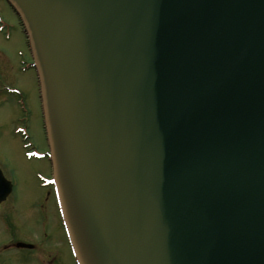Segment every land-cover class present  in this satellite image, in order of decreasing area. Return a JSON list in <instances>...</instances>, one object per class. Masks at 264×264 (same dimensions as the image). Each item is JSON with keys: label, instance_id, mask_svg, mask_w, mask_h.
I'll return each instance as SVG.
<instances>
[{"label": "water", "instance_id": "obj_1", "mask_svg": "<svg viewBox=\"0 0 264 264\" xmlns=\"http://www.w3.org/2000/svg\"><path fill=\"white\" fill-rule=\"evenodd\" d=\"M6 1L77 263L264 264V0Z\"/></svg>", "mask_w": 264, "mask_h": 264}, {"label": "rangeland", "instance_id": "obj_2", "mask_svg": "<svg viewBox=\"0 0 264 264\" xmlns=\"http://www.w3.org/2000/svg\"><path fill=\"white\" fill-rule=\"evenodd\" d=\"M33 65L30 39L18 15L0 0V170L14 186L0 206V243L32 242L50 263L76 264L66 232L54 215L53 196H46L41 187L50 180L51 167L45 159L26 155L29 141L40 153L48 149L41 84ZM27 134L30 140L24 139ZM14 250L10 256L1 255L0 264H37L28 250Z\"/></svg>", "mask_w": 264, "mask_h": 264}, {"label": "flooded vegetation", "instance_id": "obj_3", "mask_svg": "<svg viewBox=\"0 0 264 264\" xmlns=\"http://www.w3.org/2000/svg\"><path fill=\"white\" fill-rule=\"evenodd\" d=\"M43 126H44L43 130H44L45 139H46V142L48 145V149L43 151L41 156L31 155V153L33 151L39 152V149L35 145L31 144V142L29 141V143L26 144V147H27V154L26 155L29 158H36L38 160L45 159L48 162V164L50 165V167H51L50 180L48 181V183L42 184L41 187H42V189L47 190L46 196H50L52 194L54 209L56 212V213L54 212V215L56 214V217L58 218V222H59L58 225H60V227L63 228V230H65L64 223H63V217H62V213H61V209H60V205H59V201H58V196H57V192H56V188H55V185L52 181V179H53L52 162H51L50 155H49L50 146H49V142H48L47 130H46L45 123ZM26 139L30 140V137H28V134L26 136ZM28 151H31V152H28ZM13 189H14V186H13ZM5 201L0 202V206ZM4 227L5 228H3V230H6V225ZM19 243H22L23 245H30V247H18L17 245ZM14 249L25 250V251L28 250L29 252L32 253V254L30 253L31 254L30 259L33 261V257H35L34 260L37 264H53V262L50 263V261H49L50 259L45 256V254L41 251L39 246H37V244H34L32 242L27 243V242H22V241L21 242H10V241L8 242L7 241V242L0 243V258H1V255H6V253H10L8 256H10L13 253H16V251Z\"/></svg>", "mask_w": 264, "mask_h": 264}]
</instances>
